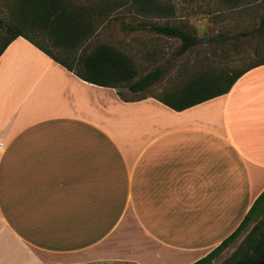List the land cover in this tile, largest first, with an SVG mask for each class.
Instances as JSON below:
<instances>
[{
  "label": "crops",
  "instance_id": "crops-1",
  "mask_svg": "<svg viewBox=\"0 0 264 264\" xmlns=\"http://www.w3.org/2000/svg\"><path fill=\"white\" fill-rule=\"evenodd\" d=\"M263 189L264 64L173 110L1 51L0 264H190Z\"/></svg>",
  "mask_w": 264,
  "mask_h": 264
},
{
  "label": "trees",
  "instance_id": "trees-1",
  "mask_svg": "<svg viewBox=\"0 0 264 264\" xmlns=\"http://www.w3.org/2000/svg\"><path fill=\"white\" fill-rule=\"evenodd\" d=\"M233 7L247 0H216ZM7 15L0 18L4 38L0 53L15 37L20 36L78 78L115 90L124 101L153 97L173 110H182L206 99L227 92L232 83L246 70L264 64V59L247 63L234 72H201L190 76L180 86L168 88L160 95L144 94L127 97L121 89L136 93L152 86L161 77L159 68L142 76L130 57L104 42L88 47L87 41L98 25L112 11L126 6L132 12L146 17L141 27L179 40L176 54L193 46L197 38L184 27L168 22H155L152 17L167 20L174 8L168 0H0ZM257 30L264 35V18ZM252 222L236 248L218 264H256L264 259V189L240 220L237 227L204 256L190 264H213L214 259L237 235Z\"/></svg>",
  "mask_w": 264,
  "mask_h": 264
},
{
  "label": "rangeland",
  "instance_id": "rangeland-1",
  "mask_svg": "<svg viewBox=\"0 0 264 264\" xmlns=\"http://www.w3.org/2000/svg\"><path fill=\"white\" fill-rule=\"evenodd\" d=\"M174 14L167 20L150 18L155 22H168L184 27L197 41L181 54L175 50L179 40L141 27L148 20L126 6L109 13L87 41L88 47L98 42L107 43L128 55L137 75L159 68L160 79L152 86L136 93L121 89L127 97L144 94L160 95L163 90L180 86L197 73L218 71L234 72L247 63L264 59V35L257 30L264 18V0H247L228 7L216 0H168ZM0 18L7 15L0 4ZM5 34L0 27V43ZM252 222L222 250L214 260L220 263L238 245Z\"/></svg>",
  "mask_w": 264,
  "mask_h": 264
},
{
  "label": "water",
  "instance_id": "water-1",
  "mask_svg": "<svg viewBox=\"0 0 264 264\" xmlns=\"http://www.w3.org/2000/svg\"><path fill=\"white\" fill-rule=\"evenodd\" d=\"M256 264H264V259L259 260Z\"/></svg>",
  "mask_w": 264,
  "mask_h": 264
}]
</instances>
